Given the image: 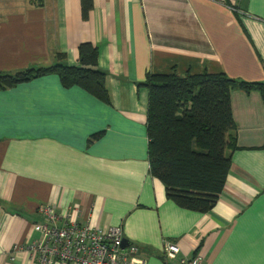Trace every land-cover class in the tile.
<instances>
[{"label": "crops", "instance_id": "crops-1", "mask_svg": "<svg viewBox=\"0 0 264 264\" xmlns=\"http://www.w3.org/2000/svg\"><path fill=\"white\" fill-rule=\"evenodd\" d=\"M0 0V73L77 66L97 48L108 103L46 75L0 90V264H38L41 208L79 225L120 226L144 264L164 241L201 264H264V102L230 92L235 149L207 213L181 209L149 175L145 76L223 74L264 81V0ZM229 6L235 8L233 12ZM93 136H97L94 137ZM61 226V223H57ZM53 264H58L54 262Z\"/></svg>", "mask_w": 264, "mask_h": 264}, {"label": "trees", "instance_id": "trees-1", "mask_svg": "<svg viewBox=\"0 0 264 264\" xmlns=\"http://www.w3.org/2000/svg\"><path fill=\"white\" fill-rule=\"evenodd\" d=\"M41 8L43 0H28ZM84 19L90 0H81ZM77 66L66 65L64 56L45 68H27L14 74L0 73V90L46 75H56L61 87H78L108 103L105 74L97 68V48L89 43L77 48ZM139 87L148 92L146 112L149 175L164 187L165 197L177 207L207 213L222 192L235 149V124L230 92H257L264 102V81L244 82L223 74L145 76ZM97 137V136H93Z\"/></svg>", "mask_w": 264, "mask_h": 264}, {"label": "built area", "instance_id": "built-area-1", "mask_svg": "<svg viewBox=\"0 0 264 264\" xmlns=\"http://www.w3.org/2000/svg\"><path fill=\"white\" fill-rule=\"evenodd\" d=\"M230 9L238 13L235 8ZM40 212L42 222L36 227L40 238L28 246V250L36 254L38 264H144L137 246H123L120 226L94 230L78 224L76 211L69 210L58 217L50 205L43 206ZM178 254L177 245L163 242L161 257L164 264L176 260ZM178 264H201V257H181Z\"/></svg>", "mask_w": 264, "mask_h": 264}, {"label": "water", "instance_id": "water-1", "mask_svg": "<svg viewBox=\"0 0 264 264\" xmlns=\"http://www.w3.org/2000/svg\"><path fill=\"white\" fill-rule=\"evenodd\" d=\"M128 243L126 241H123V246H126Z\"/></svg>", "mask_w": 264, "mask_h": 264}, {"label": "rangeland", "instance_id": "rangeland-1", "mask_svg": "<svg viewBox=\"0 0 264 264\" xmlns=\"http://www.w3.org/2000/svg\"><path fill=\"white\" fill-rule=\"evenodd\" d=\"M229 8H231V6H229ZM236 11V10H235ZM236 13V12H235Z\"/></svg>", "mask_w": 264, "mask_h": 264}]
</instances>
